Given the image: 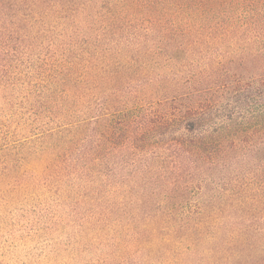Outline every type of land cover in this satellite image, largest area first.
<instances>
[{
    "label": "trees",
    "instance_id": "trees-1",
    "mask_svg": "<svg viewBox=\"0 0 264 264\" xmlns=\"http://www.w3.org/2000/svg\"><path fill=\"white\" fill-rule=\"evenodd\" d=\"M22 253L264 264V0H0V264Z\"/></svg>",
    "mask_w": 264,
    "mask_h": 264
},
{
    "label": "rangeland",
    "instance_id": "rangeland-1",
    "mask_svg": "<svg viewBox=\"0 0 264 264\" xmlns=\"http://www.w3.org/2000/svg\"><path fill=\"white\" fill-rule=\"evenodd\" d=\"M41 254L40 252L37 251V254ZM37 257H28L26 253H22L16 261L13 262V264H33L36 263Z\"/></svg>",
    "mask_w": 264,
    "mask_h": 264
}]
</instances>
